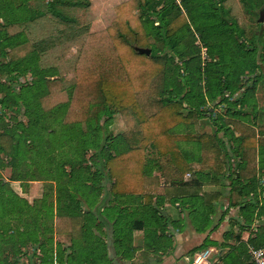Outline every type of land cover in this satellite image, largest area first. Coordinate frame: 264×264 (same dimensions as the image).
Listing matches in <instances>:
<instances>
[{
  "label": "trees",
  "instance_id": "trees-1",
  "mask_svg": "<svg viewBox=\"0 0 264 264\" xmlns=\"http://www.w3.org/2000/svg\"><path fill=\"white\" fill-rule=\"evenodd\" d=\"M12 1L0 0V252L10 233L26 247L7 253L12 263L22 252L26 264H113L111 229L123 258L136 249L139 231L148 251L170 250L168 230L184 227L185 211L196 232L214 231L211 216L223 194L204 188L221 185L228 174L238 196L252 195L249 203L258 204L264 167L258 170L257 151L264 141L244 120L257 115L254 95L264 80L262 21L255 24L264 0H180L181 6L176 0H15L16 7ZM203 48L209 61L202 60ZM27 76L31 81L21 84ZM117 116L127 131L119 137L109 132ZM207 119L218 125L214 133H202ZM43 121L51 126L46 133L39 129ZM182 127L189 131L180 134ZM230 146L237 162L227 160ZM56 154V192L76 212H55L48 196L29 203L2 176L19 166L42 172V159ZM168 207L179 211L177 218ZM28 211L53 217V235L69 244L56 253L46 248L36 221L28 228ZM239 226L241 234L249 228ZM248 244L263 247L264 232H253L243 251L241 243L235 248L245 253L241 264H249Z\"/></svg>",
  "mask_w": 264,
  "mask_h": 264
},
{
  "label": "rangeland",
  "instance_id": "rangeland-1",
  "mask_svg": "<svg viewBox=\"0 0 264 264\" xmlns=\"http://www.w3.org/2000/svg\"><path fill=\"white\" fill-rule=\"evenodd\" d=\"M12 5H14L16 7V5H19V4L17 3V1L14 0V2L12 1ZM103 12H104V9H103ZM78 16H79V19L81 20V22H86V20H87L86 14H85V12L83 10H78ZM259 20H261L262 22H261V26H258V27L262 31V33H264V7H263V10H260L258 12V17L255 19V24L257 22H259ZM0 22H2V20H0ZM97 24H98V21L91 22V25L94 28L97 26ZM187 43H188V37H186V39H185V44H187ZM263 46H264V36L261 37L260 42H259V47L262 48ZM260 50H261V52L262 51L264 52V49L263 50L260 49ZM201 56H202V60L204 62L205 61H209V57H208V55L206 53V49L205 48H203ZM263 69H264V67H263ZM172 77H173L172 80L174 79V82H176L178 80L177 72L174 73V74L172 73ZM244 80L245 79H243V81ZM23 81L28 82L26 80V78H24V79H22L20 81V83L24 84ZM17 85L19 86V84H17ZM204 86H205L204 82L200 83V87H204ZM170 89H172L171 86H170ZM254 98L256 99V102L259 104V106H264V80H261L257 84V90H256V93L254 95ZM209 105H210V103H209ZM213 107H214V105L211 104L209 108L211 109ZM220 109L221 108H217V112H219ZM0 110H1V108H0ZM257 115H255V116H257ZM255 116L254 115H249L248 118L246 117V120H244V118L242 116H237L236 118L238 120H240V121L244 120L247 123H248V121H250L249 124H253L254 121H256V119H258V116L256 117V119H255ZM8 117H10V118L6 121V123L11 125L13 123V121L11 119V117H13V114L9 113ZM22 120H26V119L22 118ZM202 123H203L202 124V129H201L202 133L203 132L210 133V134L214 133L215 127H218V125L214 126V124H211V121L209 119L202 120ZM254 124L257 125V121ZM0 125H3V123L1 122ZM39 129H40L41 132L46 133V132L51 130V126L49 125V123L47 121H43L41 123V126L39 127ZM187 131H189V130H187L185 127H182V128L179 129V133L180 134H185ZM109 132L111 133V135H113L115 137H119V136L125 135L127 133V131H126L125 127H124V124H123V122H122V120H121V118L119 116L114 117V120H113V122H112V124H111V126L109 128ZM259 133L261 134V136H263V131L260 130ZM187 145H190V144H186L184 146H187ZM191 147L192 148L190 149V151H193L192 154L194 155V153H195L194 158H197L199 156V151L197 149V145L196 146H192L191 145ZM231 147L232 146H230V148H227V149H228V154L230 153V155L232 156L231 152H229ZM188 148H190V147H188ZM148 155H149V157L152 156L150 153ZM230 155H229L230 159L227 157V160H231L230 163H232V161L233 162H237L238 161L235 157H233V156L231 157ZM32 156H34V155L32 154L31 157ZM57 158H58V156L56 154V155L50 156L49 158L42 159V165H43L42 172H40L38 168L37 169L33 168V170L32 169L28 170V169H26L23 166H21V167L19 166V167H15V170L13 171V174H12V171L9 168H8V170H7V168L3 169V171H1L2 172V176H3V178L6 181H9L13 192L16 195H18L19 197L26 199L29 203H34L35 201L41 200L45 196H48L47 205H50V203L53 204L55 212H57V210L74 211V212H76L77 211V208H76L77 206H75L73 203H71V200H69L67 197L60 196V195L58 196V194L56 192V188H57V183H56L57 170H56V167H57V160H58ZM151 159L153 160V159H155V157L152 156ZM36 160H40V159L36 157ZM4 163L7 164L8 162L5 161ZM27 171H28V173H27ZM12 175L15 178H20V179L24 178V177L25 178H24V180H21V181L20 180L13 181V180H11ZM191 179H192L191 177L187 178L188 181H191ZM237 199H238V197L235 199V201H237ZM247 207L249 208V212H250V210H251L250 207H252V206L249 207L248 204H247ZM1 208L2 207H0V224H2L1 223V217H2V213H3ZM166 211H167V213L169 215L177 218V215H178V212H179L177 209H175L173 207H168L166 209ZM246 213L247 212L245 211L244 214H246ZM23 215L24 214H21V215H19V217H22ZM19 217H16V219H19ZM25 217H29L32 220V224H28V228L29 229L31 228V230L34 229V224L35 223L33 221H36L37 227L39 229L37 231V233L39 232V240L44 243L46 248H51V249H53V252L56 253L57 248L60 246V244H67V245L69 244L68 241L66 240L67 238L53 235V231H52V229H53V227H52L53 226V217L48 216L45 212H42V216H41V215H39L37 213L35 214V213L31 212V211H28L27 216H25ZM211 217H212V221H213L212 222V227L216 228V225H217L218 221L217 220L215 221L214 214ZM185 218H188L187 214H186V217H184V219ZM12 224H15V223L12 222ZM184 225L186 227L184 228L182 226L180 231L174 230V229H172L170 227L168 232L171 233L174 238L178 234L180 235L181 233H183L186 229H189L191 232H196L194 227H193V225H192L191 219H188V223L184 224ZM17 228H18L19 231H22V233H24L23 231H25V229L22 226L18 225ZM208 229H210V228H208ZM153 230H155V229H153ZM155 231L159 233L158 229H156ZM106 232H107V236L109 235L108 238H112L113 239L114 235H113L112 229L110 231H106ZM262 232H264V230H262ZM135 234L139 235L137 232L134 233L133 242H134V239H135ZM142 234H143V238H144V249L146 251H148L145 248V246H146L145 238H146L147 235L144 232H142ZM9 235H11L13 237H12V239H10L11 242H10L9 246L7 248H4L0 252V264H26L28 260H27L26 257H24V256L22 257V255H21L22 252H20L19 254H16L14 256L13 260L15 261V263H12V260H9L10 259V255L7 254L9 251H11L12 253H18L19 249L26 248V247L21 245V240H20V236L19 235H14L13 233H10ZM151 237H153V236H151ZM108 238H107V240H108ZM174 238H173V240H174ZM157 240L158 241H162L163 238L162 239H157ZM164 244L165 243H161V247L162 246L164 247L165 246ZM187 246H191V245L188 244ZM212 246L213 245H211V247ZM242 246L243 245L241 244L239 248L242 249V251H243L244 249H243ZM28 247H30V248L26 252L29 255V257H31L32 256L31 253H32L34 247L33 246H28ZM114 248H115V251H116L117 248H118V245H114ZM217 248L220 251L221 246L217 245ZM135 250L136 249L133 248V252L131 253V255L136 252ZM192 250H189L186 254L190 255L189 253ZM224 252H227V251L224 250ZM198 254H203L204 255V260H203L202 264L206 263V260L210 264V259L213 257L215 252L213 250L206 251V249H205L203 251L197 252L196 254L192 255V258H195V256L198 255ZM108 255H109V258L112 259L110 257V252H109ZM118 256L120 258H123V256H121V255H118ZM55 264H57V262H55Z\"/></svg>",
  "mask_w": 264,
  "mask_h": 264
},
{
  "label": "crops",
  "instance_id": "crops-1",
  "mask_svg": "<svg viewBox=\"0 0 264 264\" xmlns=\"http://www.w3.org/2000/svg\"><path fill=\"white\" fill-rule=\"evenodd\" d=\"M256 107L258 119H256L257 125H255V129L257 131L258 138H261L264 141V106H259L257 103ZM256 121H254V123H256ZM261 128L263 136L259 133ZM262 144L263 146H258L257 151L258 170L260 169V164L261 167H264V142ZM153 173L155 174V172ZM257 178L260 183L259 185L264 188L263 170L261 173L259 171ZM232 184L233 183L228 174L223 179V183L221 185L204 188V191L207 192L220 191L223 194L221 200L217 201L215 204L214 216L215 221L217 220L218 223L213 232H210L209 229L208 231L202 233L191 232L189 229H186L183 233L180 235L178 234L174 240H172V247L170 250L167 248L165 252L155 253L144 249L143 234L139 231L137 232L139 235L135 234L133 242L136 252L129 258H120L116 254L114 240L112 238H108L109 252L110 257L112 258L111 260H113V264H192L194 258H192V256H188L186 253L189 250L200 246L207 238L210 243L206 251L213 250L215 252L213 257L210 259V264H241L245 260V253L240 254L237 250H235V248L238 247L240 243L242 245L247 244L253 232H262V230H264V216L261 218L258 217V214L264 213V193H261L258 198L253 201L255 204L258 201V204L252 208L250 206L253 204L249 203V200H253L252 198L254 196L249 195L244 198L238 196L237 192L239 190ZM237 197L238 199L235 201ZM245 202H247L248 206L251 208L250 212ZM245 211L247 212L246 214H244ZM186 214L188 215L185 211L184 215ZM188 219H190L189 216L186 218L184 222L185 224L188 223ZM244 223H246L249 228L241 234L239 225ZM185 227L186 226L184 225V228ZM235 234L241 235V242L237 240ZM168 244L169 243L166 242L165 246ZM188 244L191 246H187ZM211 245L213 246L211 247ZM217 245L221 246L220 251L218 250ZM248 246L250 247L249 244ZM224 250L227 252H224Z\"/></svg>",
  "mask_w": 264,
  "mask_h": 264
},
{
  "label": "built area",
  "instance_id": "built-area-1",
  "mask_svg": "<svg viewBox=\"0 0 264 264\" xmlns=\"http://www.w3.org/2000/svg\"><path fill=\"white\" fill-rule=\"evenodd\" d=\"M176 1L181 6V1L180 0H176ZM25 78H26V80L28 82L31 81V77L30 76H27ZM25 82L26 81H23L24 84L28 83V82H26V83ZM248 254L250 256L249 264H264V246L259 248V249H256V248L250 246ZM203 260H204V255L203 254H198L193 259L192 264H202ZM204 264H209V262L206 260V263H204Z\"/></svg>",
  "mask_w": 264,
  "mask_h": 264
},
{
  "label": "water",
  "instance_id": "water-1",
  "mask_svg": "<svg viewBox=\"0 0 264 264\" xmlns=\"http://www.w3.org/2000/svg\"><path fill=\"white\" fill-rule=\"evenodd\" d=\"M141 53L143 54H147V55H150L151 54V51L150 50H139Z\"/></svg>",
  "mask_w": 264,
  "mask_h": 264
}]
</instances>
